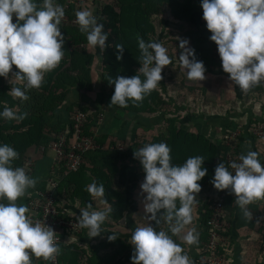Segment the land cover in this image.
<instances>
[{
    "label": "clouds",
    "instance_id": "clouds-1",
    "mask_svg": "<svg viewBox=\"0 0 264 264\" xmlns=\"http://www.w3.org/2000/svg\"><path fill=\"white\" fill-rule=\"evenodd\" d=\"M200 6L211 33L209 39L216 43L222 70L229 79L243 92L264 82V0H200ZM64 17L65 8L57 0H0V77L8 78L15 65L18 71L12 76L24 82L23 87L10 88L13 98L27 101L28 91L39 89L45 74L59 66L65 54L61 31ZM75 17L88 44L104 51L110 33L98 22L94 11L84 7L75 12ZM137 40L141 52L139 72L144 78L133 75L109 80L114 84L109 107L126 108L129 101L142 102L160 84L163 67L172 63L161 42H146L140 37ZM188 44L186 39L179 44L181 67L189 80L200 82L206 78V67ZM115 48L117 59H122L124 45ZM27 115L8 107L6 102L0 111V119L8 121H23ZM260 155L249 147L246 154L241 153L239 162L225 164L222 160L210 181L217 190L235 194V204L248 220L253 216L248 205L264 200V162ZM133 156L145 173L140 190L148 223L132 231V264H194L183 245L199 244L193 213L202 187L198 181L208 171L205 158L195 155L183 164H173L171 148L163 141L147 143L135 149ZM18 158L12 146L0 143V264H33V256L55 261L61 252L56 231L45 222H34L29 207L17 203L39 179L30 176L24 167H13ZM86 191L94 198H104L106 190L93 179ZM112 213L111 207L93 210L89 203L80 209L79 227L88 229L89 237L98 236ZM149 221H155L156 226ZM162 221L167 222L168 230H157ZM108 239L114 240L116 235Z\"/></svg>",
    "mask_w": 264,
    "mask_h": 264
},
{
    "label": "rangeland",
    "instance_id": "rangeland-1",
    "mask_svg": "<svg viewBox=\"0 0 264 264\" xmlns=\"http://www.w3.org/2000/svg\"><path fill=\"white\" fill-rule=\"evenodd\" d=\"M105 3L115 4L116 0H65L63 4L65 8V17L62 20L61 27L64 25L78 26L75 22V12L84 7L92 9L97 16L98 9ZM181 13L184 15L183 12ZM153 20L155 24V33L151 34L150 39L147 38L145 41L153 40L161 42L167 48L168 55L172 60L171 64L163 67V78L157 86L158 90L161 89L164 94L163 97L167 100L165 99L166 101L151 103L152 107H155L156 110L149 112L147 111V108L150 107V101H148L146 96L142 102L135 103L137 107H144L146 111L140 113L138 116L131 110H125L119 106H115L117 110H123L122 112L124 114V120L120 123L119 127H122L123 125H127L128 127L131 125V127H135L136 133L133 137L128 134L129 129H126V132L123 133V135L117 136V133H113L114 130H118V115L116 117L108 115L107 112L99 106L102 103H108L110 100V97H107L109 87L105 89V94L107 96H99L100 94H104L102 93V85L105 82L102 80L103 65L100 56L101 49L98 46H90L85 42L79 44L74 43L72 37L65 34L68 50L70 52L75 48L80 50L87 48L89 53L91 52L94 54H92L93 60L91 62V70L87 73L81 71V69L74 70V68L79 67L74 66V61H72V59L63 63V69H66V71L69 70L67 74L69 73L73 77H76V84L72 89L65 88L66 90H59L58 94L60 97H65L66 94H70L71 97L67 100V103H65L66 108L74 109V106L81 104L83 108L85 107L87 109L89 126L93 125L94 129H98V131L94 132H91L88 129L87 132H91L95 135L96 140H98L101 145L106 146L103 151H116L119 150L117 148L122 147L123 145L125 147L129 146L127 150V160L130 162H138V159L133 156L135 149H139L147 143H158L163 141L170 146L173 160H183L184 157L201 155L205 158L204 162L208 164L213 162L212 157L220 153L218 145L220 144L221 139L214 136L213 133H205L200 128L198 130L197 126L193 123L197 122L200 124L201 122H199L198 119H205L208 122L207 124L210 123L212 126H215L217 123H215L214 120L217 121L218 117L220 120V117L224 115H232L241 111H250L252 114V119L248 120L246 128L250 129L254 135H256L259 126L264 122V82L261 83L263 85L262 93L256 90L252 92H243L229 79V74L222 70L221 59L218 54L216 43L213 54L217 57V62L220 63L215 66H221V68L215 67L216 69L205 72L206 78L200 82L189 80L185 69L181 67L179 59V55L182 51V49L179 48L180 41L186 39L189 41V44L187 45L188 47L192 48L193 45V41L189 37V34H185L189 29V26L186 24V18L178 20L172 16L170 9L167 6H162L160 11L154 15ZM13 22H15V17L13 18ZM201 30H204L203 34H208L209 30L206 28V22ZM61 31L63 33L62 28ZM189 32H192V30ZM209 41L211 40L209 39ZM84 68L86 70L87 66ZM139 68L140 67H135L136 72H139ZM108 76L111 77V79H114L116 75L110 73ZM6 79L8 80V83L13 81L11 76H8ZM253 88L258 87L255 86ZM82 96H84V101ZM101 97H103V102L100 100ZM131 103L133 102L131 101ZM132 105L135 106L134 104ZM140 116H143L142 120L138 121L136 118H139ZM125 121H128V123H125ZM235 122L238 125L240 124L238 121ZM242 122L245 123V120H242ZM108 127H110V131H112L110 132L111 137H108L107 133L104 134L103 131V129ZM190 134H193L194 137L190 138ZM227 135V138H230L229 133H227ZM222 136L224 137L225 135ZM223 140L228 141V139ZM232 142H235L234 139ZM205 144H207L210 149L206 150L205 148H200V146L203 147ZM29 154L31 156L33 152L30 151ZM108 157L109 154L107 153H92L87 159H85L84 167L81 169L82 172L79 173L80 176L78 175L74 178V188L77 196H88L92 199V196L86 191V185L92 183L93 179H95L97 184L102 183L104 185L106 190L105 196H109V194L118 198L123 196V189L117 185V178L115 175L107 173L104 169V162ZM88 163H90V167ZM94 200L96 203L94 207L97 208V210L104 208V205L107 204L105 201H110L108 198H94ZM95 237L98 239L93 243V247H88V252L77 245L65 247L62 245L63 253L66 256H80L83 258V263L81 262V264H105L106 258L104 261L101 234ZM85 254L92 255L95 261L92 263L89 255L88 260V258H85ZM111 260L114 262H112L113 264H118L117 262L119 259L117 256ZM196 261L197 259L195 262Z\"/></svg>",
    "mask_w": 264,
    "mask_h": 264
},
{
    "label": "trees",
    "instance_id": "trees-1",
    "mask_svg": "<svg viewBox=\"0 0 264 264\" xmlns=\"http://www.w3.org/2000/svg\"><path fill=\"white\" fill-rule=\"evenodd\" d=\"M64 2L65 0H57V3L61 5H63ZM162 6H167L170 9L172 16L176 19L181 20L186 18V24L189 26V29L185 34H189V37L192 39V48L195 49V56L198 60L204 63L206 72L221 68V66H215L220 62H217V57L213 54L215 42H211L208 39L210 31L206 35L203 34L204 30H201L205 25V22L202 19L200 0H116L115 4L105 3L98 9V22L103 23L104 30L110 33L108 41H106L107 46L104 51L101 50L100 55L103 65L102 80L105 82L102 85V93L104 94H100L99 96L102 95L104 97V95H108L107 97L111 98L114 93V84L109 83L111 77L108 75L110 73H114V75H116L115 77L140 75L141 79L144 78L142 73L136 72L135 70V67H141V52L138 47L137 38L140 37L147 40V38L150 39L151 34L155 33L154 15L160 11ZM181 12H183L185 16L182 15ZM62 29L64 37L65 34L70 35L74 43H88L86 34L81 33L78 26L64 25L62 26ZM191 30L192 32H189ZM119 44L124 45V52L122 59L118 60V49H116L115 46ZM63 48L65 54L59 66L45 74L44 82L39 89L33 88L28 91L29 99L27 101L21 102L19 98H13L9 94L11 87H23L24 83L23 81H18L15 76H12L14 72L18 71L15 66H13L12 71L9 73V76L13 79L12 82L8 83L6 78L0 77V111L3 110L4 103L6 102L8 107L28 114L23 121H8L0 119V143L9 144L19 153V158L13 162V167H23L26 158H36L40 156V146L49 144L55 139V136L58 133L65 130L67 125L71 122V117L74 111L81 106L80 104L74 106V109L66 108L65 103H67V100L71 97L70 94H66L65 97H60L58 94L59 90L62 91L65 88L72 89L76 84V77H73L69 73L67 74L69 70L66 71L62 66L63 63L72 59V61H74V66L79 67L74 68V70L81 69V71H85L86 73L90 72L91 62L93 60L92 54L94 53H89L87 48L81 50L75 48L70 52L68 50L66 38ZM80 66H87V69L85 70L84 67ZM108 87L109 92L106 95L105 89ZM257 87L258 88H251L249 91L252 92L256 90L262 93L263 85L260 84L257 85ZM163 96L164 94L161 89L158 90V88H156L153 90L151 94L147 96L148 101H150V107L147 108V111H155L156 108L152 107L151 103L164 101L166 98ZM103 97L100 98L101 102L104 101ZM106 104L110 105V100ZM83 109L87 112L85 107ZM122 109L131 110L136 113L137 116L145 111L144 107H137V105L131 103V101H129L128 107ZM88 129L93 132L94 126H89L87 116L85 126L87 134L89 133L87 132ZM189 136L190 138L194 137L193 134H190ZM200 148H205L206 150L210 149L207 144L203 147L200 146ZM29 150L33 152L31 156ZM92 153L109 154L104 166L107 167L111 175H115L117 178V185L124 190V194L121 198L109 194L108 200L115 202L118 206H127L132 211H136L137 202L134 198V192L138 181L143 175H145L140 162H127L126 157L128 156V152L120 149L111 152H105L102 149L93 150L88 152L84 158L87 159ZM119 161H121L120 164H118ZM83 167L84 164L78 172L72 173L60 183L57 194L60 197V201L63 200V193H67L68 202L72 205H75L78 208H86L87 205L91 203L92 209L96 210L97 208L94 207L96 205L94 197H92V199L88 196L79 197L74 188L75 184L74 187L72 186V182L75 180H73V178L78 175L80 176L79 173L82 172L81 169ZM33 177H35V173ZM45 186L46 182L41 181L40 184L37 183L35 188L43 189ZM30 190L32 189H29L28 193ZM27 194L25 197H22L21 204L26 203L28 199ZM6 202L7 201H5V203ZM209 214L210 207L208 214H206V217L203 219L204 224H206ZM202 232L205 235L204 239L206 240L207 229H203ZM60 249V260L62 264H71L70 256H66L62 251V244ZM90 260H92V263L95 261L92 258Z\"/></svg>",
    "mask_w": 264,
    "mask_h": 264
},
{
    "label": "crops",
    "instance_id": "crops-1",
    "mask_svg": "<svg viewBox=\"0 0 264 264\" xmlns=\"http://www.w3.org/2000/svg\"><path fill=\"white\" fill-rule=\"evenodd\" d=\"M83 101L84 96H82ZM100 108L105 110L108 115H113V117L119 118L117 131L114 130L113 133H117V136L123 135L126 129H129V135L134 136L136 133L135 127H128L127 125H123L119 127L120 123L124 120L123 110H117L115 106L109 107L106 104H100ZM143 116L136 118L138 121L142 120ZM252 114L250 111L244 112H236L232 115H224L222 117H218V120H214L217 125L212 126L210 123L207 124V120L198 119L200 124L194 122L193 124L204 131L205 133H213L214 136L220 138L221 142L218 145V150L221 153L212 157L213 162L205 164L204 167L207 168V174L203 177L198 183L201 184V191L197 194L196 197V205L194 207V225L197 227L200 235H199V244L197 245H183L184 250L188 253L189 257L194 261L197 259L199 255V249L202 243L205 241V235L203 234V219L208 214L209 207L211 206V201L214 198L215 191L217 190L213 184L210 182L212 177L214 176V169L216 165L222 160L226 164L225 154L230 151V145L234 153L238 156L241 153H245L251 148L253 151H258L260 155V159L264 162V139L258 138V136L254 135V133L246 128L247 122L249 119H252ZM203 118V117H202ZM129 120V119H128ZM245 120V123L242 122ZM137 121V122H138ZM238 121L239 125L235 122ZM128 121H125V123ZM192 124V125H193ZM116 127V126H114ZM245 127V128H244ZM94 131H98V129H94ZM104 134L107 133L108 137H111L110 127L103 129ZM227 133H229L230 138H227ZM222 135H225L224 137ZM116 136V137H117ZM221 136V137H220ZM223 139H228L223 140ZM234 139L235 142H232ZM226 141V142H225ZM225 143V144H224ZM122 145V144H121ZM123 150L127 151L128 147L124 145ZM111 152V151H110ZM41 156V155H40ZM36 157V170L35 177L39 178L38 183L44 179L51 164V155ZM188 157H184L183 160H173V164H183L185 159ZM127 159V158H126ZM121 161L118 162L120 164ZM128 162V160H127ZM139 162V160H138ZM87 163V162H86ZM85 164V163H84ZM89 167H90V163ZM105 164V162H104ZM104 169L109 173L107 167L104 166ZM110 174V173H109ZM87 176V175H86ZM85 178V176H84ZM144 179V175L138 181L137 186L134 192V198L137 202V210L132 211L127 206H118L113 201H105L107 204L105 207L113 208V213L110 214L104 224L102 225L103 233H101V242H102V250L104 252L103 260L106 262L105 264H113L114 262L111 259H114L116 256L118 257V264H132L130 257L133 252V246L129 243L131 238L132 231L138 226H145L148 223L146 214L144 213V208L142 204V195L140 190V184ZM74 180V178H73ZM72 186L74 187V181L72 182ZM124 192V190H123ZM67 193H63L64 203H68ZM104 198H109V196H105ZM20 204L22 202V198L17 200V203ZM70 204V205H69ZM67 204L69 208H73L74 212H80L79 209L72 205L71 203ZM250 211H252L253 216L251 220L245 219L242 216V213L239 207L235 204V194L230 193L227 201H226V220L228 222V230L227 234L229 236V242L225 248L224 256H225V264H264V200L255 201L252 204L248 205ZM97 210V209H96ZM150 215V214H149ZM156 226L154 221H149ZM157 230H168L167 222H161L160 225L157 226ZM191 227V226H188ZM187 228L185 229V231ZM87 233V234H84ZM171 234V233H169ZM116 235V239L109 240L108 236ZM96 237L88 236V229L83 228L82 231L73 236H68L63 242V247L77 245L85 251L88 252V247L92 246L93 243L97 240ZM173 239L177 243H181L179 237H173ZM92 242V243H91ZM93 247V246H92ZM63 251V248H62ZM89 258H93L92 255L88 254ZM88 255L85 254V258H88ZM71 264H81L83 263V258L77 255H69ZM88 258V260H89ZM94 259V258H93ZM33 264H44V261L41 258L33 259ZM116 261V260H115ZM113 262V263H112Z\"/></svg>",
    "mask_w": 264,
    "mask_h": 264
},
{
    "label": "built area",
    "instance_id": "built-area-1",
    "mask_svg": "<svg viewBox=\"0 0 264 264\" xmlns=\"http://www.w3.org/2000/svg\"><path fill=\"white\" fill-rule=\"evenodd\" d=\"M87 116L88 112L81 105L74 111L71 122L65 130L58 133L49 144L40 146L41 156L51 155V164L42 180L46 182V186L43 189L34 188L30 190L25 203L32 213L34 222H45L53 227L60 247L68 236H73L82 231L78 224L80 212H74L73 208H69L67 205L69 202L65 204L64 200L60 201L57 194L60 183L72 173L79 171L88 152L106 148L96 140L95 135L86 133ZM256 135L264 139V122L259 126ZM230 148V151L225 154L226 164L230 161L239 162V156L234 153L231 145ZM117 149L122 150L123 147ZM23 167L33 177L36 159L26 158ZM229 194L228 190L215 191L209 217L206 224L203 225V229H207V239L200 246L196 261L198 264H225L223 252L229 242L228 222L226 220V201ZM32 258L36 259L34 256ZM44 264H62L60 255L56 257L55 261H44Z\"/></svg>",
    "mask_w": 264,
    "mask_h": 264
}]
</instances>
